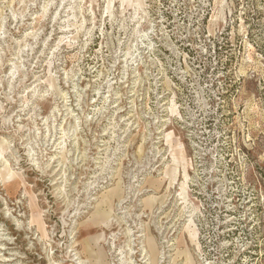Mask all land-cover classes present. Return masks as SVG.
<instances>
[{"label": "rangeland", "instance_id": "374dc122", "mask_svg": "<svg viewBox=\"0 0 264 264\" xmlns=\"http://www.w3.org/2000/svg\"><path fill=\"white\" fill-rule=\"evenodd\" d=\"M150 243L264 264V0H0V264Z\"/></svg>", "mask_w": 264, "mask_h": 264}, {"label": "bare ground", "instance_id": "6f19581e", "mask_svg": "<svg viewBox=\"0 0 264 264\" xmlns=\"http://www.w3.org/2000/svg\"><path fill=\"white\" fill-rule=\"evenodd\" d=\"M136 11V10H135ZM168 134V133H167ZM180 153H181V151H180ZM172 163H174V164H176V165H179V164H181V163H179V162H177V161H175V160H173V162ZM173 173L174 174H176L177 175V171H176V169H173ZM179 173V172H178ZM8 174V173H7ZM12 176V175H11ZM174 177H175V175L173 176V178L172 179H174ZM8 179L10 180V179H12L10 176L8 177ZM187 176H186V178L184 177V179L182 180V182L180 183V185H179V189H180V192L178 193V198H180V200H181V205H185L187 202H186V199L184 198V194L186 195V190H185V184H187ZM187 189V188H186ZM178 200V199H177ZM109 202V201H108ZM122 202V201H121ZM120 202V203H121ZM125 202V201H124ZM123 202V203H124ZM122 203V204H123ZM126 203V202H125ZM152 204V203H151ZM180 205V204H179ZM181 208V207H180ZM188 208V207H187ZM184 209V208H183ZM186 209V208H185ZM190 209V208H189ZM191 210V209H190ZM189 210V211H190ZM193 210V209H192ZM187 213V212H186ZM197 213V212H196ZM191 216H189V219L191 220ZM105 219H107V215L105 214V215H103V217H101V219L100 220H105ZM189 220V221H190ZM191 222V221H190ZM128 233H130V238L134 235V232L133 233H131V231L129 230V232ZM129 238V239H130ZM129 242H134V240H130ZM164 242V241H163ZM187 243V242H186ZM148 247H149V249L148 250H144L143 252H144V255H143V261H145V263L146 262H148V260H151V264H161L159 261H157V259H156V248L153 246V243H150V245H148ZM126 253V252H125ZM129 255H130V261H131V256H134L135 255V252L133 251V249H129V253H128ZM133 260V259H132ZM147 260V261H146ZM156 260V261H155ZM190 262V261H189ZM149 263V262H148ZM147 263V264H148ZM187 263V262H186ZM99 264H102L101 262H99ZM132 264H134V262L132 261ZM191 264V263H190Z\"/></svg>", "mask_w": 264, "mask_h": 264}]
</instances>
